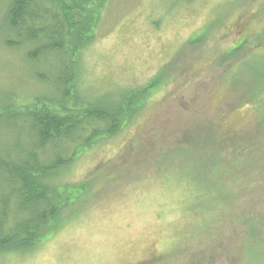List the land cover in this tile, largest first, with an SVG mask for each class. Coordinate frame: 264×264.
<instances>
[{"label": "rangeland", "instance_id": "374dc122", "mask_svg": "<svg viewBox=\"0 0 264 264\" xmlns=\"http://www.w3.org/2000/svg\"><path fill=\"white\" fill-rule=\"evenodd\" d=\"M262 7L264 0H109L94 41L77 59V88L110 110L125 101L140 107L118 134L57 176L75 198L54 232L32 250L0 255V264H264V180L256 177L253 186L248 175L264 162V150L241 166L238 178L251 190H226L218 199L223 217L194 210L167 178L176 175L171 159L179 149L190 159L181 168L208 169L212 144L200 132L208 124L264 147V113L251 109L247 83L258 71L248 61L264 50ZM243 41L245 48L229 55ZM61 67L54 58L28 61L27 48L0 45V159L16 162L32 149L30 102L61 99ZM4 177L0 172L1 203ZM243 217L248 226L235 220Z\"/></svg>", "mask_w": 264, "mask_h": 264}, {"label": "trees", "instance_id": "16d2710c", "mask_svg": "<svg viewBox=\"0 0 264 264\" xmlns=\"http://www.w3.org/2000/svg\"><path fill=\"white\" fill-rule=\"evenodd\" d=\"M108 3L109 0L6 1L0 28L2 49L27 48V60L31 62L43 57L54 58L62 64L60 69L67 75L56 83L64 88L61 99L28 101L31 112L27 121L34 137L32 149L21 150L16 162L9 156L0 159V172L5 175L3 181L6 183L4 192H7L3 203L0 200L3 207L0 214V255L32 250L54 232L65 206L72 204L75 198L65 192L64 187L60 188L57 176L95 143L118 134L136 114L135 107H140V103L125 101L120 108L110 110L100 103L85 100L77 88L80 71L77 59L94 41L95 31ZM260 12L264 15L263 7ZM262 34L258 37L259 47L264 45ZM243 43L229 55L245 48ZM258 52L248 61L258 71L250 74L247 80L253 86L248 101H252L250 107L255 115L256 112L264 113V50ZM240 60L244 58L240 57ZM124 109L128 110L127 116ZM18 117L26 119L25 114L19 113ZM216 128L215 124H208L200 129L212 144L208 169H198L195 165L187 171L181 168L187 151L179 149L171 159L172 163L175 160L174 168L177 166L176 175L173 173L167 178L181 185L185 200L194 210L200 209L206 215L221 213L223 217L226 214L223 213L224 205L219 204L218 199L226 190L233 195V191L239 195L238 192L251 190V187H242V180L238 178L242 174L241 166L255 151L261 153L264 147L261 143L258 148L257 143L254 145L245 138L236 142L235 134L219 132ZM217 131L226 136L218 137ZM188 141L186 138L185 142ZM55 150L58 151L57 156L52 154ZM158 162L161 163L160 159ZM248 175L255 177L250 185L256 186V177L263 182L264 162ZM186 207L190 210L188 205ZM235 220L248 226L244 217Z\"/></svg>", "mask_w": 264, "mask_h": 264}]
</instances>
